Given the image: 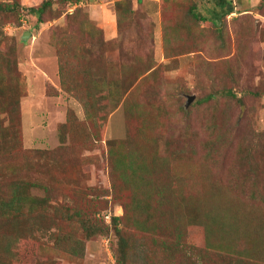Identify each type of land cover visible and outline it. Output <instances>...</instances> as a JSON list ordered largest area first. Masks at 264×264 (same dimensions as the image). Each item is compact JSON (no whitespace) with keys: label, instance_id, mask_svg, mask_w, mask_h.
<instances>
[{"label":"rangeland","instance_id":"374dc122","mask_svg":"<svg viewBox=\"0 0 264 264\" xmlns=\"http://www.w3.org/2000/svg\"><path fill=\"white\" fill-rule=\"evenodd\" d=\"M231 1L234 13L216 27L191 11L217 0H0V145L11 150L14 135L20 143L6 155L15 169L0 175V196L28 184L22 213L0 215V264H117L112 218L125 227L123 178L134 159L149 189L164 194L163 211L194 187L212 208L234 210L221 215L211 256L264 264V0ZM47 2L40 23L31 10ZM83 75L104 89L96 96L101 86H93L89 105L124 96L109 105L105 127L91 121L99 108L88 115L73 93L89 94ZM248 174L262 181L255 206L240 193ZM73 209L106 233L84 238L78 220L62 219ZM72 225L85 249L79 256L59 246ZM138 238L127 264H151L163 249ZM190 241L204 243L205 232L191 230ZM176 264L207 263L180 251Z\"/></svg>","mask_w":264,"mask_h":264},{"label":"trees","instance_id":"16d2710c","mask_svg":"<svg viewBox=\"0 0 264 264\" xmlns=\"http://www.w3.org/2000/svg\"><path fill=\"white\" fill-rule=\"evenodd\" d=\"M59 1L75 5L81 3L80 0ZM215 4L217 7L210 5V9L207 8L208 11L205 12H203L204 10H199V8H194L191 11V15L195 19H202V21L206 22L209 21L213 23L212 25L218 27L220 26L218 24H221L220 20L225 17L231 16L234 13L235 8L231 0H217ZM51 6L52 3L47 2L43 5L42 8L38 10L32 9V15L40 23H42V17L45 15L47 9L51 8ZM5 8L7 11L12 9L10 6H6ZM3 10L4 9L0 7V11ZM208 12H211L212 15H214V17L216 18L215 21L204 18V13L207 14ZM84 78H88L87 81L88 83L90 82L89 94L86 95L82 90L79 91L77 89L74 90L73 93L75 92L77 98L81 102L80 104L84 105L88 115H90V109L99 108L97 111L98 117H93L91 121L99 123L100 125L105 127L108 120L109 105H119L121 103V100L124 99V96L122 95L117 99H111L110 97L108 98L107 96H105V94H103L102 97H99L98 100L95 101L97 104L91 106L89 105V102L91 103L90 99L95 97L92 91L93 86H101L97 87L95 91L96 96L102 94V92H104V89L103 85H101L100 83L99 85H96L98 83H93L90 80L92 76L91 78L90 76H84ZM65 79L66 78L64 77L63 80ZM87 81L85 80L83 84L87 83ZM63 84L64 81L62 82V85ZM70 90L71 85L68 84L67 91ZM108 95L112 96L111 94ZM18 108H14L12 112L17 113ZM16 139L17 135H14L11 139L10 144H12L13 146L11 150H3L2 146L0 145V175L4 176L6 172L13 171L15 169L14 167L9 168L11 164V156L7 158L6 155L14 152L17 147L20 146V143H17ZM114 151L115 148L112 147L111 152L114 153ZM112 156H114V154ZM44 158H46V153H41V156L38 159L46 162ZM142 168L143 167L136 169L135 159L132 160L129 164V167L126 168L131 172L126 173L127 177L123 178V180L125 181V191L129 193L128 197L126 198L127 202L125 204V218H127L126 223L124 224L125 227L123 228L122 224L125 222L124 219H122L121 217L112 218V227L114 228L115 235L118 239L117 264H127V261L130 259V255L132 254L134 244L139 240V236L144 239L148 238L150 247L163 249L160 252L152 251V253L149 255L151 264H157V262H164L165 264H176V260L178 261V253H180V251L187 252L189 259L191 258V255L196 252L199 257L200 255H202L207 264H215L216 262H214V257L217 255H220V260L223 258L226 259V257L227 259H229L230 256H225L224 252L220 250H218L219 254H216L214 251L211 256L210 250L212 247V240L214 239V237L218 236L216 234L217 229L219 227H222V224L218 225L219 219L223 217L221 215H227L228 218H231L234 215V210L230 209L229 211H226L225 208H212V206L208 204L207 196L205 195V193L199 191L196 187H194L195 191H192L191 193L185 192L177 198H175L177 195L173 194L171 196V199L174 198V203L172 205H170L169 203L170 210L167 212L163 211L162 202L166 201V198L162 191H153L149 189V187L145 183L146 179L143 175L140 174ZM231 174H236V171L232 172ZM258 179L259 178H257L256 176L248 174L242 181L243 190L240 193L243 196V200H245L248 205L251 204L255 206V204L257 203V198L260 195V191L262 189V181ZM234 184L235 183L231 184V188ZM12 186L13 187L7 197H4L2 199L0 196L1 216H11L15 213L20 214L22 213L21 211L24 208V203L26 202L25 193L27 192L28 184L20 182ZM9 189L7 190V192L9 191ZM33 201L37 202L36 200ZM44 203L45 201L43 202L39 200L36 205H44ZM62 219L68 223H73L77 220L80 223L79 229L81 233L79 232V230H75L73 228L74 225H72L73 232H65V235L61 234L62 239L59 242V246L63 247L71 256H79L81 254L79 252L81 250H85L84 246L82 245V241L78 239L79 233L82 234V236H84V238H86L87 240L95 236L104 235L106 233V230L104 228L97 227V222H94L90 218V216L83 210H68L66 216H64ZM191 230L194 231V233L204 231L205 242H191ZM16 240H19L20 242V240L24 239L20 237ZM14 243L15 241L9 242L4 247V254L6 256L10 254V248ZM203 244L205 245L203 246ZM227 259L225 261H222V263L228 264L229 262L233 261L232 258H230L229 260Z\"/></svg>","mask_w":264,"mask_h":264},{"label":"crops","instance_id":"0c3cea01","mask_svg":"<svg viewBox=\"0 0 264 264\" xmlns=\"http://www.w3.org/2000/svg\"><path fill=\"white\" fill-rule=\"evenodd\" d=\"M114 35H115V34H114L112 31L109 30V34H108V36H109L110 38H113ZM109 41H115V40H109Z\"/></svg>","mask_w":264,"mask_h":264},{"label":"water","instance_id":"95a60500","mask_svg":"<svg viewBox=\"0 0 264 264\" xmlns=\"http://www.w3.org/2000/svg\"><path fill=\"white\" fill-rule=\"evenodd\" d=\"M193 100H194V97H191V98L189 99V102L191 103V102H193Z\"/></svg>","mask_w":264,"mask_h":264}]
</instances>
